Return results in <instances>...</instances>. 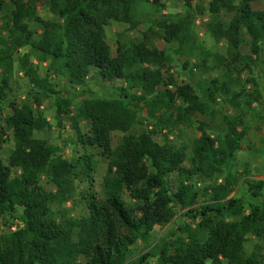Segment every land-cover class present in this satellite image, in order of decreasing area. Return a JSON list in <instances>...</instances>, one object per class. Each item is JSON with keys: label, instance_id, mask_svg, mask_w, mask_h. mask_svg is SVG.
Returning a JSON list of instances; mask_svg holds the SVG:
<instances>
[{"label": "trees", "instance_id": "trees-1", "mask_svg": "<svg viewBox=\"0 0 264 264\" xmlns=\"http://www.w3.org/2000/svg\"><path fill=\"white\" fill-rule=\"evenodd\" d=\"M46 1L57 19L40 18L34 0H0V96L7 97L12 54L21 46H29L38 59L48 60L43 77L29 64L22 66L31 84L27 95L35 106L39 97L54 96L55 113L59 114L71 103L49 82L50 73L63 75L70 85H80L93 69L100 79H122L125 87H119L113 98L91 96L83 100L89 132L77 137L100 148L107 167L101 196L94 192L82 195L85 210L77 217L62 210L54 212L51 205L70 197L78 175H84L91 185L90 157L81 154L74 161L61 157L55 147L33 136L48 123L31 103L7 102L9 113L0 119V148L7 131L13 148L5 163L0 158V215L11 217L16 208L20 213L16 229L0 235V264H76L79 256L83 257L82 264H123L137 239H145L154 226L166 223L181 208L186 209V217L197 220L193 229L186 225L182 228L185 236L171 250L165 244L155 248L153 253L160 264H222L223 259L229 264H264L263 254L254 250L246 253L242 245L245 234H252L264 247V179L227 172L221 183L210 181L200 189L194 186L197 178L209 179L227 167L240 138L236 122L228 120V133L214 137L199 126L198 135L188 146L187 164H183V149L165 134L161 142L153 138L154 127L182 124L193 113H203L205 98L211 99L216 88L204 89L205 98L186 84L167 88L172 83L170 77L163 79L158 68L142 66L163 54L147 45L146 36L139 42L120 44L111 53L103 25L115 20L135 27L140 0ZM182 1L189 6L188 0ZM252 1L239 0L227 26L206 24L214 38L225 41L230 62L239 58L241 29L248 37L250 52H259V41L264 38V9H252ZM221 7L232 8L226 0H210L211 12ZM29 23H35L38 29L29 27ZM189 25L187 15L157 23L166 39L176 43L177 51L192 42ZM201 53L204 59L208 55L206 51ZM213 57L216 63L219 56ZM204 59L196 65L201 66ZM131 89L134 92L130 94ZM132 103L153 119L150 129L130 131ZM112 131L122 133L114 147L110 146ZM41 174L49 178L54 190L39 185ZM239 183L249 198L246 213L242 196L227 197ZM122 191L135 203L126 204L120 196ZM198 196L203 200L197 208H191ZM148 254L128 264H144Z\"/></svg>", "mask_w": 264, "mask_h": 264}, {"label": "rangeland", "instance_id": "rangeland-1", "mask_svg": "<svg viewBox=\"0 0 264 264\" xmlns=\"http://www.w3.org/2000/svg\"><path fill=\"white\" fill-rule=\"evenodd\" d=\"M232 8L221 7L217 12L209 9L210 0H188L186 6L182 0H140L137 3L135 19L137 25L130 27L127 23L115 20H108L103 25L104 39L112 54L120 44L135 43L147 37V45L161 50L162 57L154 58L150 63H144L149 69L158 68L162 78L170 77L172 83L167 88H174L175 85H188L195 89L205 98L206 88L215 87L212 98L206 97V110L203 113L195 112L190 119L182 124H175L170 127H154L153 138L161 142L163 134L175 146L183 149V164H187L190 156L189 143L193 137L198 135L197 128L202 127L209 136H221L228 133V120L236 122L235 130L240 133L237 141V148L232 153L227 167L220 172H214L209 179L197 178L195 188L200 189L210 181L221 183L227 172L231 174H241L253 179H264V38L259 41V52L254 55L249 49V40L241 29L240 44L237 48L239 58L236 62H230V56L223 39H216L207 29L206 24H221L227 26L235 16V7L239 0H226ZM36 13L42 19H57L48 10L46 0H34ZM254 10L264 9V0H255L250 3ZM188 16L190 19L189 30L192 42L188 48L177 51L176 43L168 41L163 31L157 26L161 20H176ZM29 27L36 28L35 23H29ZM151 31V35H147ZM39 32V30H38ZM201 51L208 52L204 59ZM219 56L218 63L215 57ZM201 58L204 59L201 66ZM30 65L33 71L43 77L46 74L48 60L38 59L29 46H21L12 54V69L8 78L7 97L0 96V119L9 113L7 102L14 100L20 102L28 100L36 113H39L48 123L47 127L33 133L36 138L43 139L51 146L55 147L56 153L61 157L74 161L81 154L88 155L92 170L90 172L92 183L89 185L88 179L80 174L72 182L73 192L70 197L62 203L52 204L51 209L66 211L69 216L77 217L84 214L85 205L82 195L94 192L97 197L102 194V180L107 167V159L100 148L92 146L77 137L85 136L89 132V120L83 115V100L91 96L113 98L118 95V88L125 87L122 79L103 80L100 79L93 69L85 77L80 85H70L63 75L50 73L49 82L55 84V89L62 90L63 95L70 100V105L63 112L56 114L54 107V96L39 97V105L32 103L29 93L31 84L24 75L22 66ZM134 90H128L133 93ZM32 93V92H30ZM135 94H139L136 91ZM134 112V121L130 131H140L150 129L153 119H151L140 105L132 103L130 106ZM121 132H110V146L114 147ZM13 148V141L9 131L6 133L5 141L0 148V158L6 162L10 151ZM18 172L17 170L15 171ZM195 179L193 177L191 180ZM39 185L44 189L54 190L49 178L45 174L39 177ZM243 197V212H248L246 201L249 199L244 193V186L239 183L227 197ZM121 199L129 205L135 203L134 199L128 196L126 191H122ZM203 199L199 196L196 203L191 208H197ZM186 209L181 208L162 225H156L149 232L145 239H137L129 247L127 258L123 264L133 262L138 256L149 253L144 264H160L153 253L160 244H165L170 250L172 245L179 239L184 238L182 228L186 225L190 229L194 228L197 218L192 221L184 215ZM20 208L9 215H0L2 223L14 222L17 226V217ZM229 219L228 217H225ZM234 219V217H233ZM1 230L0 235L4 233ZM242 245L246 253L258 251L264 255V247L261 241L252 234H245ZM83 257L77 258L76 264H82ZM222 264H229L222 260Z\"/></svg>", "mask_w": 264, "mask_h": 264}, {"label": "built area", "instance_id": "built-area-1", "mask_svg": "<svg viewBox=\"0 0 264 264\" xmlns=\"http://www.w3.org/2000/svg\"><path fill=\"white\" fill-rule=\"evenodd\" d=\"M2 229H4V231H5L4 233H10L16 229V225L13 221L10 223H8V222L2 223L0 220V232Z\"/></svg>", "mask_w": 264, "mask_h": 264}]
</instances>
